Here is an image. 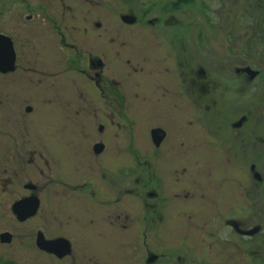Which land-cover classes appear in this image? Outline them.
Instances as JSON below:
<instances>
[{
  "label": "flooded vegetation",
  "instance_id": "1",
  "mask_svg": "<svg viewBox=\"0 0 264 264\" xmlns=\"http://www.w3.org/2000/svg\"><path fill=\"white\" fill-rule=\"evenodd\" d=\"M192 1L149 0L113 19L111 0H23L34 21L25 59L16 35L0 33L16 55L0 76L29 70L42 87L0 90V264H169L175 252H185L180 264H264V170L254 163L264 135L249 112L230 125L206 119L223 114V73L193 65L204 30L177 16ZM222 158L234 166L227 202ZM239 158L253 161L243 178ZM173 218L185 223L180 248L160 232ZM96 240L108 242L109 260Z\"/></svg>",
  "mask_w": 264,
  "mask_h": 264
},
{
  "label": "rangeland",
  "instance_id": "2",
  "mask_svg": "<svg viewBox=\"0 0 264 264\" xmlns=\"http://www.w3.org/2000/svg\"><path fill=\"white\" fill-rule=\"evenodd\" d=\"M146 1L149 0H111L112 18L118 19L121 13H134L138 9L141 10L142 3H146ZM177 16L185 23L190 22L194 27L196 25V29L200 28L204 30L205 45L203 46L202 63H199L201 62L198 60L200 58H197V63L193 65L203 66L207 72L213 74L212 77L217 72L223 73L221 84L224 94L221 100L218 97L216 98L218 101V110L223 112V116L221 115L219 118L213 116L217 114L216 108L214 107L215 109L208 113L206 119H213L215 121L219 119L223 124L230 125L233 121L235 122L240 119L241 114L249 112L251 114L250 123L256 129L257 135L262 137L264 135V0H194L188 8L182 9ZM27 18L28 12L25 11L23 0H0V33L7 35L12 33L16 35L19 40L17 53L20 59H25L23 58L24 55H22V52L27 50L26 47H23L25 29L29 25L34 24V21L29 22ZM196 31L193 29L194 40L196 39ZM37 46L38 53L31 54V57H35L39 61L42 51L39 48L40 44ZM248 68L257 73L254 77L250 75L253 79L251 85L247 81V75H240L239 77L235 75V72H245L244 70ZM17 76H0V90L12 87L14 92H21V90H36L42 87L38 73L26 70L25 75ZM214 97L209 96V101L210 98ZM236 99H238V102ZM207 103L212 105L213 102L207 101ZM235 104H238V106H235ZM237 112H240V114L238 113L237 115ZM38 126L37 130L39 131L42 127L40 123H38ZM51 129V125H49V135L51 134ZM215 158L206 157L211 162ZM207 160L205 161L203 159V162L200 161L204 169L206 168L204 166ZM217 162L218 160H216ZM238 162L241 177H246V172L253 161L239 158ZM254 163L257 166V170H264L263 158H256ZM217 164L222 168L225 186L224 191L221 189V198L224 202H227L231 200V190L228 186L232 183V174L234 172L233 160H224L222 158ZM207 169L209 174L211 170L213 171L212 177L215 175V171H218L214 168V165L213 168L208 167ZM135 179L132 178L129 184L134 185ZM245 181L248 183L247 179ZM256 189L257 191L262 190L259 200L264 205V183L259 185L256 182ZM262 207L259 209L260 213H257V221L264 219L262 218L264 206ZM184 225L185 223H182L176 218L163 224L160 232L165 239L163 241L167 240L165 245L173 248L176 245L178 248L180 246L183 247L184 243L182 242L184 241L183 234L185 235V230L182 228ZM96 247L97 251L102 252V255L106 258L108 255L101 249L106 250L108 247L110 254L109 244L106 240H96ZM146 249L142 253L143 260L147 254ZM184 253L175 252V255L168 254L165 257L167 258L168 256L171 259L169 264H180L178 263L177 256L183 257ZM111 254L114 258L121 256L119 251L111 250ZM192 256L194 257L196 255L192 254ZM96 259H100V262L99 260L97 261L103 264L101 258L96 256ZM166 261L168 260L160 261L159 264H163ZM122 262L119 259L116 264H122ZM126 264H132V261L126 262ZM142 264L145 263L143 262ZM251 264L257 263L253 262Z\"/></svg>",
  "mask_w": 264,
  "mask_h": 264
},
{
  "label": "water",
  "instance_id": "3",
  "mask_svg": "<svg viewBox=\"0 0 264 264\" xmlns=\"http://www.w3.org/2000/svg\"><path fill=\"white\" fill-rule=\"evenodd\" d=\"M126 22L133 23L134 18L125 17ZM16 55L13 46L12 39L6 35L0 34V72L7 73L15 70ZM252 77L256 76L257 73L251 69H245ZM38 208V202L35 198L32 199L31 203V215H34ZM38 245L41 246L40 239L38 240Z\"/></svg>",
  "mask_w": 264,
  "mask_h": 264
}]
</instances>
